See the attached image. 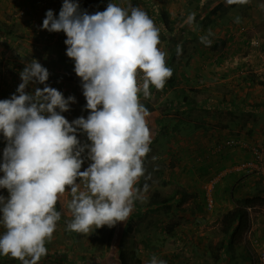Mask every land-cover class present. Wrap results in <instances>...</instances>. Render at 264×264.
<instances>
[{
    "label": "clouds",
    "instance_id": "obj_1",
    "mask_svg": "<svg viewBox=\"0 0 264 264\" xmlns=\"http://www.w3.org/2000/svg\"><path fill=\"white\" fill-rule=\"evenodd\" d=\"M236 2L248 0H227ZM42 29L65 33L66 55L74 61L89 115L70 123L61 114L75 97L65 99L48 86L49 71L36 59L20 72L16 93L0 100V133L7 141L0 188L9 193L0 196V224L6 229L0 255L21 264H39L47 255L46 243L61 219L56 205L68 189V230L88 234L128 219L142 195L137 184L152 142L140 94L151 98L150 87L162 90L173 74L158 47L160 29L138 7L129 13L108 3L89 14L77 0H63L58 17L46 12ZM30 83L45 86L28 93ZM78 130L90 144H81ZM86 149L91 163L81 171ZM149 264L166 262L153 256Z\"/></svg>",
    "mask_w": 264,
    "mask_h": 264
},
{
    "label": "rangeland",
    "instance_id": "obj_2",
    "mask_svg": "<svg viewBox=\"0 0 264 264\" xmlns=\"http://www.w3.org/2000/svg\"><path fill=\"white\" fill-rule=\"evenodd\" d=\"M182 1L180 0V2ZM220 1L225 0L207 2L208 7L206 8L202 3L199 4L198 0H188V10L191 8L194 13L199 11L206 13V16L198 20V17L194 16L193 18V15H189L191 12H187V7H181V12L187 13V18L168 19L171 29L167 31H174L176 27H186L188 30L181 31L184 32L182 35L176 33L171 36L164 34L166 30L161 26L159 6L162 3L159 1L151 2V4L148 0L77 1L83 3L81 4L82 10H86L89 14L104 11L108 3L116 4L129 13L132 7L140 8L160 29L158 47L161 51L165 52L168 45H180L181 54L186 52V59L182 60L180 66H174L178 63L174 62L175 58L168 63L167 66L172 69L173 74L180 73L182 76L189 67V63L194 61L191 59L194 58L190 50L192 45L197 46L199 50H203L204 46L206 48L204 52L194 54L198 56L197 62L202 61L203 74L208 73L206 77L199 73L201 77H204V83L210 84L213 81H218L216 91L222 92L225 87L219 78L226 81L237 79L238 82L235 80L231 83L232 94L236 98H242L238 99L234 106L232 105L231 112L228 114H226L227 111L219 113L221 110L218 112V109L199 112L191 110L188 112L190 114L187 116L188 120L186 119L189 122H184L183 118L177 121V117L183 113L175 110V101L167 99H175L179 96L177 93L178 83L170 89L167 98L165 97L167 92L165 88L156 90L154 87H150L152 96L149 99H145L141 93L140 101L149 112L147 121L152 137L150 152L144 160L145 175L140 178L137 184L141 190V198L134 201L133 211L126 221L118 222L111 228L104 226L96 229L94 227L90 233L83 234L67 228L72 214L67 207L71 200V192L70 189L66 190L56 205V210L61 213V219L57 222L52 240L46 243L47 255L41 258L39 264H120L118 257L120 251H126L128 257H130L131 251L134 252L140 259L139 264H149L153 256L165 261L166 264H213L211 251L214 252L215 244L221 238L219 219L224 212L233 207L232 192L235 197H240L245 193L253 194L260 188L264 189V176H259L254 172L247 173L246 167L243 166L247 162L255 161L254 149H258L261 157L260 162L264 164V0H248L244 4L225 2L220 10L212 13L214 6ZM174 2H178V0ZM58 5L60 4L58 3ZM153 5L156 6L157 12ZM175 6L180 5L173 3V8H176ZM150 7H152V12ZM11 14L26 17L27 29L32 32L29 33L27 29L25 32L23 29L26 28L25 22L21 21L19 25L22 24L23 27L17 29L18 34L14 40L22 39L23 42H30L34 45H47L58 43L61 39L62 31L58 40L50 38L51 32L42 29L43 20L38 15L27 14L26 10L22 8H15ZM153 14L158 17H154ZM190 17L191 21H189ZM237 18H239V22H237ZM207 37H213L215 43L217 39L220 41L215 54L211 52L212 47L209 49L206 47L208 45ZM203 54L206 55L205 58H203ZM213 56L216 57V61L212 58ZM16 59L17 57L7 52H4L0 57L3 65ZM209 70L212 76H209L211 75ZM222 72L226 78L220 76ZM217 73L219 74L216 75ZM3 75L4 79L8 78L6 72H3ZM6 89L7 86L0 82V91H6L7 94ZM187 93L191 95L189 90ZM211 94L213 97L214 94ZM203 95L211 97L209 91H203ZM208 97H205L204 100ZM164 102L170 103L169 107L171 108L166 113L162 109L166 105L160 106ZM86 112L88 116L89 111ZM207 118L212 120L218 118L221 124L225 121L228 124L231 123V126L226 125L229 127V130L226 131L227 137L218 139V135H216L217 140L207 144L204 148L196 144L204 155L203 157L211 154L222 158L226 151L237 149L238 152L235 156L237 158L232 160V163L217 167L215 170L217 172L213 175L208 173L206 176L199 175V180L193 184L190 182L195 181H192L191 176L185 171L186 169L181 170V167L185 168L192 163V160L189 161L186 158L191 157L198 148L191 146L186 149L185 146H190V144L186 145L185 142L193 144L194 137L192 136L198 130L193 120L199 119L200 122H205ZM70 120L72 121V119ZM77 138L82 145L90 144L86 134L82 131L78 130ZM6 145L7 141L0 133V163L3 161V150ZM238 153L242 154V157ZM82 158L84 164L81 171L91 163L87 159V149L82 154ZM194 173H196L195 170L193 176ZM248 175L249 179L240 183L241 186H237L240 179ZM2 176L3 172H0V177ZM207 176L209 177L206 178ZM77 183H80L81 190H84L83 183L79 180ZM145 184L148 185L147 191H144ZM208 184L212 185L210 192L206 191ZM190 188L192 194L187 192L188 195L183 200L181 199L182 195L177 194L168 207L162 206L153 209V206H149L147 203L154 191L169 194L175 189L190 191ZM0 196L7 198L9 196L7 189L0 188ZM249 218L250 226L243 234L241 243L226 250V256L220 264H252L255 254L264 253V205L250 208ZM127 227L130 228L127 229ZM111 230L112 233L109 236ZM4 231L6 229L0 224V235ZM188 235L191 237H187ZM0 264H21V262L9 256L8 258L0 257Z\"/></svg>",
    "mask_w": 264,
    "mask_h": 264
},
{
    "label": "crops",
    "instance_id": "obj_3",
    "mask_svg": "<svg viewBox=\"0 0 264 264\" xmlns=\"http://www.w3.org/2000/svg\"><path fill=\"white\" fill-rule=\"evenodd\" d=\"M148 1H150V4L151 2H155V1L161 2L162 4L159 6V9L166 11V14H167L166 18L169 20H174L175 18H178V17H184V19L187 18V15H186L187 13H182L181 7H184V8L187 7V12L188 13L191 12V14L189 15H193L192 16L193 18L194 16L195 18L198 17L199 18L198 20L206 16L205 15L206 13H200L199 11L197 13H194L193 9L191 8L188 10V4H187L188 0H183L182 2H180V0H178V2H174L175 0H148ZM211 1L213 0H198V3L199 4L202 3V5H204L207 8L208 7L207 2H211ZM58 3L60 5H58ZM173 3H177V5H180V6L178 7L175 6L176 8H173ZM62 4H63V0H0V57L3 56L4 52L10 53L14 57H17L16 60H12V62L10 63L8 62L7 64L5 63L6 65H3V63L0 60L1 62L0 63V78H1L0 82H3L5 86H7V89H6L7 94H6V91H0L1 92L0 100L9 99L14 93H16V89L18 85L22 82L20 78V72L23 70L25 65L31 62L32 59H36L43 67L47 68L49 71V74H50L49 79L46 82L48 86L53 87L57 89L58 91H60L64 95L65 99H67L69 96L75 97L76 102L69 104V111L61 113L71 123L73 120L81 116L83 117L87 116L86 111L88 110L86 109V99L83 95L81 80H79L80 78L77 77L74 72V61L70 59L69 57H67L66 55L67 46L65 45L64 41L66 40L67 37L65 33L62 32L61 39L58 41V43H51L47 45L46 44L45 45H42V44L34 45L30 42H23L22 39L14 40L16 39V35L18 34L17 29H19V27H23L21 26L22 24L19 25V22L21 21L25 22L24 24L26 25V28H23L25 32L28 27L26 23L28 22L26 21L27 20L26 17H23V16L20 17L17 15L15 16L14 14L10 15V13L13 12V10H15V8L17 9L22 8L26 10L27 14H31V13L36 14L39 16L40 19L44 20L46 12L48 10H52L54 12V15L58 17ZM155 7L156 6L153 5V8ZM150 9L152 12V7H150ZM161 10H160V13H161ZM155 11H156V8H155ZM153 16L156 17L157 15L153 14ZM160 18L162 20V17H159V19ZM161 24H162L161 25L162 28H165L163 26V23ZM179 28L180 27H176L175 30L171 32H168L167 29H165L166 31L164 30L163 31L166 32L164 34L171 36V35H175L176 33L179 35H182L184 32H181V31L188 30L186 29V27L185 28L181 27L180 29ZM27 31L29 33L31 32L30 29H27ZM207 44L208 45H206V47L208 49L209 47H212L211 49L213 50L211 52L215 54L217 51L216 48L218 45H215L214 40L211 41L209 40L208 37H207ZM178 46L180 48V45H168L167 47L168 49L165 50L167 65L173 58H175L174 62H178L174 66H180L182 60L186 59V55H185L186 52L183 53L182 55L181 54L182 50H181L180 54L179 55L177 54ZM190 48H191L190 49L191 52L193 53L192 55L194 57L191 59L194 61H191L189 63V67H187V70L184 71L182 76L180 75V73L179 74L177 73L176 75L174 74L176 81L173 85L169 86V83L166 81V85L164 86V88L167 89V92L165 93V97L167 98L168 92L170 91V89H172V87H175L177 85L176 83H178L177 93L179 94V96H177L175 99L167 98L168 101L174 100L175 110L179 111L181 114L183 113L182 115H179L177 117V121L183 118L184 122H189V121H186V119H187V116L190 115L188 112L191 110L195 112H199L201 110L203 111L207 109H211L212 111L214 109H218V112L221 110L219 113H222L223 111H227L226 114L230 113L231 112L230 108L232 107V105L234 106L237 100L242 98V97L236 98L232 94L231 83L235 82V80L238 82V80L229 79L226 81L225 79H221V78H219L220 79L219 80L216 77V79L222 82V85L225 87V89L222 92L216 91V86H217L216 84L218 81H213V83H210V84L204 83L205 81L203 80V78L206 77V75L208 76V73L206 72L205 74H203L202 72L203 68H201L202 61L199 60L197 62L198 56L194 55L197 53L200 54L199 52H204L206 48L203 46V50H199L197 49V46L195 45H192ZM207 53H208V50H207ZM18 56H19V59H18ZM202 56L203 58L206 57L205 54H203ZM212 58L216 61L215 56H213ZM210 62L212 61L210 60ZM3 72H6L8 74L7 76L8 78L4 79ZM66 73H70V74H66ZM199 73L204 77H201ZM210 74H211V71H210ZM218 74L219 73H217L216 75ZM209 76H212V74ZM220 76H223V78H226L223 72L220 74ZM75 78H77L78 80H76ZM44 86L45 85L38 84V83L37 84L30 83L26 88V92L33 93L35 88L38 87L42 89ZM191 88H195V89L202 88L201 89L202 92L209 91L211 97H212L211 93H213L214 96L212 98L209 96L201 103L198 102V103H195L196 105L194 106H191V105L189 106L184 101L183 97L185 95H188V99L193 98V93H191V95L187 93L188 89H191ZM212 89L213 91L211 92ZM164 105L166 106L165 108L163 107L162 109L166 113V111H169V109H171L169 107L170 103L164 102L163 104H160V106H164ZM57 111H59V109H57ZM70 119H72V121ZM193 122L195 123V127L198 130H196L195 134H193L192 136L194 137L192 139L193 144L185 142L186 145L190 144V146H185L186 149H188L189 147L191 148V146H193V148L194 147L198 148V146L204 148V146H206L207 144L209 145L212 142L217 140L216 135H218V139L227 137L226 131L229 130V127H227L226 125L231 126V123L228 124V122H225V121L224 122L226 124L224 122L223 124H221L220 123L221 121L218 120V118L215 120L207 118L205 122H200L199 119H197V120H193ZM198 135H199V138H198ZM196 144H198V146ZM237 152H238L237 149H234L233 151L228 150V152L226 151V153H224L225 157L222 155V158H219V156L217 155L214 156L211 154L209 156L207 155L206 157H203L204 155L201 153V151L198 148V150L195 153H193L191 157L186 158L189 161L192 160V163L190 165L185 166V168L181 166L180 167H181V170L186 169L185 171L191 176L192 181H195V182H190V183L196 184L197 183L196 181L199 180V175L202 174L206 176L207 173L210 175H213L214 173L217 172L215 171L217 167L232 163L234 159L237 158L235 157ZM239 156L242 157V154H239ZM194 170L196 171V173H194V176H193ZM209 176H207L206 178H208ZM248 177L249 175L244 178H241L237 186L238 185L241 186L240 183H243L244 180L249 179ZM191 188H190V191L188 190L186 191V189H188V187H186V189H184V191H186L185 193L187 194V192H189L190 194H192ZM195 202L197 203V201ZM189 236L190 235H188L187 237Z\"/></svg>",
    "mask_w": 264,
    "mask_h": 264
},
{
    "label": "trees",
    "instance_id": "obj_4",
    "mask_svg": "<svg viewBox=\"0 0 264 264\" xmlns=\"http://www.w3.org/2000/svg\"><path fill=\"white\" fill-rule=\"evenodd\" d=\"M227 3V0L220 1L217 3L216 6H214L212 13L214 11L220 10L224 3ZM80 9L82 2H78ZM161 17H162V23L165 29L170 30L171 27L169 26V21L166 18L167 14L165 10H161ZM209 40H213V37H208ZM215 45H218L220 42L218 39ZM223 43V41H221ZM70 74V73H66ZM69 76V75H67ZM71 77V76H70ZM78 80L77 78H75ZM80 80V79H79ZM176 81V78L174 74L167 79V82L170 85H173ZM166 85V83H165ZM191 93H193V98L188 99V95H185L184 101L190 106L196 105L195 103L204 101L205 97H208L203 95V92L199 90L198 88H191L188 89ZM186 99V100H185ZM197 126V125H196ZM177 194H181V199L183 200L187 194L184 192V189H175L169 194H163L160 191H154L149 201L147 202L149 206H153V209H158L159 207H168L171 202L174 201ZM180 201V200H179ZM231 202L233 204V207L226 212H224L220 219H219V232L221 234V238L218 240V243L215 244V250L211 251V254L213 255L212 263L213 264H220L221 261L224 260L226 254V250L232 249L233 246L238 245L241 243V240L243 238V234L248 230L250 226V218H249V209L253 208L255 206L264 205V189H258L253 194L245 193V195H242L240 197H235L233 192L231 194ZM130 227H127L129 229ZM112 230L109 232V236L111 235ZM224 254V255H223ZM130 257H128V253L126 251H120L118 254L119 262L120 264H139L140 259L136 256L134 252L131 251L129 254ZM256 255V254H255ZM1 258H6L5 256H0ZM8 257V256H7ZM255 257V256H254ZM254 259V258H253Z\"/></svg>",
    "mask_w": 264,
    "mask_h": 264
},
{
    "label": "built area",
    "instance_id": "obj_5",
    "mask_svg": "<svg viewBox=\"0 0 264 264\" xmlns=\"http://www.w3.org/2000/svg\"><path fill=\"white\" fill-rule=\"evenodd\" d=\"M30 21H31V18L29 17ZM59 35H60V32H51L50 33V38L52 40H58L59 38ZM232 141V140H230ZM233 142V141H232ZM227 143V142H226ZM253 154H254V159L255 161L254 162H247L245 163L243 166L246 167V172L247 173H251V172H254L256 174H258L259 176H264V164H262L260 162V152L258 151V149H254L253 151ZM212 188V185H209L206 187V191L207 192H210ZM252 264H264V253H257L252 261Z\"/></svg>",
    "mask_w": 264,
    "mask_h": 264
}]
</instances>
